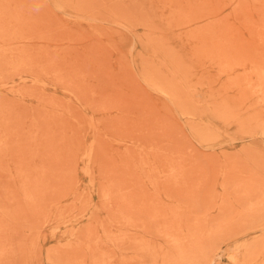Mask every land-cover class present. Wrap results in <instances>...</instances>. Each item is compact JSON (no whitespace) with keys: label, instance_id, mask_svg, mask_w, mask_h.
I'll return each instance as SVG.
<instances>
[{"label":"rangeland","instance_id":"1","mask_svg":"<svg viewBox=\"0 0 264 264\" xmlns=\"http://www.w3.org/2000/svg\"><path fill=\"white\" fill-rule=\"evenodd\" d=\"M262 67L264 0H0V264H264Z\"/></svg>","mask_w":264,"mask_h":264},{"label":"bare ground","instance_id":"2","mask_svg":"<svg viewBox=\"0 0 264 264\" xmlns=\"http://www.w3.org/2000/svg\"><path fill=\"white\" fill-rule=\"evenodd\" d=\"M72 1V0H71ZM79 2V1H78ZM75 4V3H74ZM125 7H128V6H125ZM112 8H114V7H112ZM116 9H118L117 7H115ZM116 9H114L115 11H116ZM127 9V8H126ZM119 10V9H118ZM128 10H129V12H130V8L128 7ZM134 12V11H133ZM133 12H132V17L133 16H135L136 17V13H134V14H136V15H133ZM130 14V13H129ZM131 16V15H130ZM122 17V16H121ZM126 18V17H125ZM128 18V17H127ZM126 18V19H127ZM134 18V17H133ZM131 19V18H130ZM136 19V18H135ZM121 20V19H120ZM120 20H119V23H121L120 22ZM134 20V19H133ZM122 21V20H121ZM122 24V23H121ZM124 25V24H123ZM201 33V32H200ZM204 33V32H203ZM197 35H199V34H197ZM200 36H204V35H200ZM196 37V36H195ZM146 41V40H145ZM149 46V45H148ZM151 47V46H150ZM152 48H155V47H151V49ZM156 49V48H155ZM154 49V50H155ZM142 62V61H141ZM262 68H264V67H262ZM257 70H258V68H257ZM260 71H262L261 72V77L259 76L258 78L260 79L259 80V83H257V86L258 87H260L261 88V99H262V101H264V69H261ZM176 74L178 75V71H175L174 73H173V76L174 77H176ZM155 78L154 79H152V85H154V86H156V87H158L160 90H162V91H167V92H171V93H181V92H183L184 91V89L186 88H183L182 87V83H181V80H177V82L173 79V78H171L172 77V75H171V77H166V76H164V75H162V74H159V73H155ZM158 76V77H157ZM153 77V76H152ZM179 77H180V75H179ZM179 77H177V79H180ZM176 79V78H175ZM187 92H188V90H187ZM258 127H260L259 129L262 131V133H264V119L262 120V121H260L258 124ZM205 131L207 132H205L206 134H209L210 133V129H208V128H205ZM211 134V133H210ZM124 199L123 200H130L129 198H127V199H125V197H123ZM127 202V201H126ZM126 202H125V204H126ZM264 240V239H263ZM188 243L190 242V241H187ZM262 242V241H261ZM261 242H259L260 244H261ZM188 243H185V244H181V245H179L180 247H181V250L179 251V253H178V255H177V257H176V259L174 260L173 259V262H175L174 264H186L188 261H190V260H192V258L193 257H195V256H193L194 254H192L191 255V253L190 252H192L193 253V249H197V244L196 245H194V243H193V241L192 242H190L191 243V245H190V243L188 244ZM192 243H193V245H194V248H192ZM255 243V242H254ZM252 244V245H255V247H256V244ZM201 244V243H200ZM250 244V243H249ZM258 244V243H257ZM185 245L187 246V248L185 247ZM189 245L191 246V248L189 247ZM251 245V246H252ZM262 246H263V243L261 244ZM244 246V245H243ZM242 247V246H241ZM189 248V249H188ZM198 248H200L199 250H198V252H199V254H195L197 257H196V259H195V262L197 263V264H209L208 262H209V260H210V256L212 255L211 253L214 251V249H215V244L213 243H211L208 247H206V249L205 250H203L204 248L202 247H198ZM254 248V247H253ZM259 248V247H258ZM190 249H192L191 251H189ZM259 249H257V251H258ZM197 251V250H196ZM256 251V250H255ZM195 253V252H194ZM254 253V252H253ZM190 254V255H189ZM217 254H219V253H217ZM251 255V254H250ZM191 256V257H190ZM194 259V258H193ZM212 260H215V258H212ZM254 260H256V259H254ZM258 260V259H257ZM167 261V260H166ZM170 261V260H169ZM168 261V263H170L171 264V262H169ZM192 262V261H191ZM191 262H188L189 264L191 263ZM263 262V261H262ZM165 263V262H164ZM167 263V262H166ZM167 263V264H168ZM193 263H194V261H193ZM163 264V263H162ZM262 264V263H261Z\"/></svg>","mask_w":264,"mask_h":264}]
</instances>
